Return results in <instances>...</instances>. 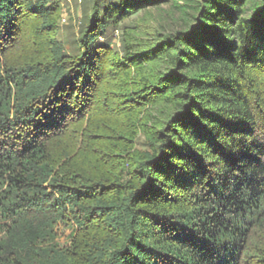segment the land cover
<instances>
[{"label": "trees", "instance_id": "trees-1", "mask_svg": "<svg viewBox=\"0 0 264 264\" xmlns=\"http://www.w3.org/2000/svg\"><path fill=\"white\" fill-rule=\"evenodd\" d=\"M60 18L0 0V264H264V0H92L72 52Z\"/></svg>", "mask_w": 264, "mask_h": 264}, {"label": "rangeland", "instance_id": "rangeland-1", "mask_svg": "<svg viewBox=\"0 0 264 264\" xmlns=\"http://www.w3.org/2000/svg\"><path fill=\"white\" fill-rule=\"evenodd\" d=\"M61 7V18L58 22V38L67 52H72L74 42L79 38L80 29L84 23L92 0H57ZM188 2L190 0H187ZM185 2L181 1L183 6ZM183 13L173 6L162 5L159 8H150L132 15L122 24V28H135V32L146 38H151L157 32H168L179 26ZM128 29V30H129ZM122 31L116 30L111 41L113 49L123 53ZM143 142V139L141 138Z\"/></svg>", "mask_w": 264, "mask_h": 264}]
</instances>
